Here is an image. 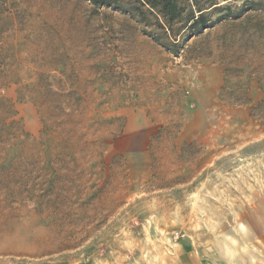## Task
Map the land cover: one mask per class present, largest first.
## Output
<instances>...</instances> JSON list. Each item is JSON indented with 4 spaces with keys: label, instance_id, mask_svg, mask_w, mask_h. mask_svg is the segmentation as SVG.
I'll return each mask as SVG.
<instances>
[{
    "label": "rangeland",
    "instance_id": "374dc122",
    "mask_svg": "<svg viewBox=\"0 0 264 264\" xmlns=\"http://www.w3.org/2000/svg\"><path fill=\"white\" fill-rule=\"evenodd\" d=\"M248 1L173 55L118 10L0 0V264H264V0L210 18Z\"/></svg>",
    "mask_w": 264,
    "mask_h": 264
},
{
    "label": "trees",
    "instance_id": "16d2710c",
    "mask_svg": "<svg viewBox=\"0 0 264 264\" xmlns=\"http://www.w3.org/2000/svg\"><path fill=\"white\" fill-rule=\"evenodd\" d=\"M94 8H111L135 17L148 30V36L173 55L186 38L200 35L222 21H238L261 3L245 2L235 12L210 18L211 11L217 12L216 0H84ZM264 4V3H263ZM155 23H149L148 18ZM156 17L159 19L156 20ZM151 22V21H150ZM154 31H150V28ZM145 32V31H144ZM185 35L180 42L181 36Z\"/></svg>",
    "mask_w": 264,
    "mask_h": 264
}]
</instances>
